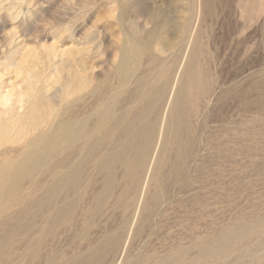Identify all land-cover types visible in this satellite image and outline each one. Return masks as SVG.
I'll return each instance as SVG.
<instances>
[{"label":"rangeland","instance_id":"1","mask_svg":"<svg viewBox=\"0 0 264 264\" xmlns=\"http://www.w3.org/2000/svg\"><path fill=\"white\" fill-rule=\"evenodd\" d=\"M0 197V264H264V0H0Z\"/></svg>","mask_w":264,"mask_h":264},{"label":"bare ground","instance_id":"2","mask_svg":"<svg viewBox=\"0 0 264 264\" xmlns=\"http://www.w3.org/2000/svg\"><path fill=\"white\" fill-rule=\"evenodd\" d=\"M160 25V24H159ZM158 25V23H154V29L149 33V35H147L146 36V41L148 42V45L149 46H151V42H152V38L157 34V32L161 29L162 30V28H160V26ZM163 25V24H162ZM161 25V26H162ZM163 29H164V27H163ZM133 37L135 38V39H137V36H135L134 34H133ZM145 41V42H146ZM143 42V41H142ZM181 42V41H180ZM127 43V42H126ZM131 47V46H130ZM140 49V48H139ZM133 50V49H132ZM134 55V54H133ZM140 55V54H139ZM143 55V54H142ZM81 56V55H80ZM120 56V55H119ZM75 57V56H74ZM122 58V57H121ZM134 58V57H133ZM80 59H82V58H80ZM147 60V59H146ZM76 61V60H75ZM123 61V60H122ZM137 61V60H136ZM70 62V61H69ZM71 62H73V61H71ZM141 62V61H140ZM80 66H82V62L79 64V67ZM130 66H132V65H130ZM141 66V65H140ZM127 67V66H126ZM125 67V68H126ZM66 68H68V71H70L69 69H70V67H66ZM81 68V67H80ZM82 68H84V67H82ZM81 68V69H82ZM143 68V67H142ZM121 69V68H120ZM128 69V68H127ZM75 70V69H74ZM76 70H77V66H76ZM83 70V69H82ZM125 70V69H124ZM144 70H146V69H144ZM147 71V70H146ZM79 73H81V72H79ZM160 74H161V71H160ZM175 74V73H174ZM80 75V74H79ZM82 75V74H81ZM80 75V76H81ZM84 75V74H83ZM169 75V74H168ZM76 76V75H75ZM88 76V75H87ZM144 76H146V75H144ZM161 76V75H160ZM60 79V78H59ZM88 81H89V79H88ZM145 81H147V80H145ZM61 83V82H60ZM87 83V82H86ZM90 83V82H89ZM140 83V82H139ZM166 83V82H165ZM56 84V83H55ZM70 84V83H69ZM68 84V85H69ZM67 85V86H68ZM122 85V84H121ZM143 85V84H142ZM72 86V85H71ZM75 86H77V85H75ZM167 86V85H166ZM165 86V87H166ZM102 87V86H101ZM118 87V86H117ZM109 88V87H108ZM194 88V87H193ZM85 89V88H84ZM124 89V88H123ZM165 89V88H164ZM71 90V89H70ZM99 90V89H98ZM103 90H104V88H103ZM117 90V89H116ZM156 90V89H155ZM72 91V90H71ZM130 91V90H129ZM190 91V90H189ZM73 92V91H72ZM101 92H102V90H101ZM100 92V93H101ZM165 92V91H164ZM188 92V91H187ZM44 93H45V91H44ZM105 93V92H104ZM116 93V92H115ZM133 93V92H132ZM139 93V92H138ZM166 93V92H165ZM41 94H43V93H41ZM74 94H76V92L74 93ZM78 94V93H77ZM91 94H93V93H91ZM118 94V93H117ZM183 94V93H182ZM80 95V94H79ZM190 95V94H189ZM40 96V95H39ZM47 96V95H46ZM86 96H88V95H86ZM95 96H96V94H95ZM111 96V95H110ZM84 97V96H83ZM120 97V95L118 96V98ZM178 97H179V95H178ZM46 98V97H45ZM107 98V97H106ZM114 98V97H113ZM127 98V97H126ZM147 98V97H146ZM37 99H39V98H37ZM47 99V98H46ZM122 99V98H121ZM190 99V98H189ZM43 100H44V98H43ZM76 100V99H75ZM123 100V99H122ZM155 100V99H154ZM132 101V100H131ZM147 101V100H146ZM159 101V100H158ZM175 101V100H174ZM54 102V101H53ZM64 102V101H63ZM139 102V101H138ZM137 102V103H138ZM152 102V101H151ZM42 103V102H41ZM56 103V102H55ZM106 103V102H105ZM116 103V102H115ZM127 103V102H126ZM34 104V103H33ZM99 104V103H98ZM119 104V103H118ZM148 104H152V103H148ZM48 105V104H47ZM51 105H52V103H51ZM56 105V104H55ZM115 105V104H114ZM179 105V104H178ZM93 106V105H92ZM128 106V105H127ZM152 106V105H151ZM157 106V105H156ZM160 106V105H159ZM105 107V106H104ZM117 107V106H116ZM130 107V106H129ZM172 107H175L176 108V106H172ZM44 108V107H43ZM47 108V107H46ZM90 108V105L88 104H76V105H73L68 111H67V115H66V117H64L63 119H61L58 123H56V125H55V130H54V132H53V134L52 135H50V136H47V137H45V138H43L42 140H41V142H40V144H39V146L37 147V151H35V154H36V156H35V158L34 159H32L31 157H30V159H31V162L34 160V162L36 161V162H41V163H46L47 161H49V159L51 160V161H53V168H65V167H67L70 163H72V161L74 160V158L77 156V154H79L78 152L80 151L79 150V143H80V141L82 140V139H84V137H86L88 134H90L91 133V129H90V126H89V123H88V121H86V122H80V119H79V122L78 121H76V122H74V118H76V117H78L80 114H86V112H87V110ZM136 108V107H135ZM145 108V107H144ZM120 109V108H119ZM181 109V108H180ZM55 110V109H54ZM97 110V109H96ZM101 110V109H100ZM111 110V109H110ZM117 109H115V111H116ZM157 110V109H156ZM51 111H52V109H51ZM107 111H109V110H107ZM123 111H124V109H123ZM123 111H122V113H123ZM54 112V111H53ZM125 112V111H124ZM133 112V111H132ZM61 113H62V111H61ZM95 114H97V113H95ZM116 114H117V112H116ZM125 114V113H124ZM33 115V114H32ZM43 115H44V112H43ZM92 115V114H91ZM118 115V114H117ZM128 115V114H127ZM151 115V114H150ZM172 115V114H171ZM179 115V114H178ZM34 116H35V114H34ZM46 116V115H45ZM109 116V115H108ZM120 116H122V114H120ZM183 116V115H182ZM29 117V116H28ZM42 117V116H41ZM127 117V116H126ZM128 117H129V115H128ZM127 117V118H128ZM44 118V117H43ZM101 118V117H100ZM103 118H104V116H103ZM119 118V117H118ZM126 118V119H127ZM26 119H27V117H26ZM32 119V118H31ZM51 119V118H50ZM124 119V118H123ZM130 119H131V117H130ZM175 119V118H174ZM182 119V118H181ZM185 119V118H184ZM28 120V119H27ZM44 120V119H43ZM47 120V119H46ZM110 120V119H109ZM112 120V119H111ZM30 121V120H29ZM48 121V120H47ZM51 121V120H50ZM55 121H57V120H55ZM83 121H84V119H83ZM124 121V120H123ZM127 121H129V120H127ZM148 121V120H147ZM170 121H172V120H170ZM27 122V121H26ZM101 122V121H100ZM107 122V121H106ZM105 122V123H106ZM111 122V121H110ZM116 122V121H115ZM121 122V121H120ZM131 122V121H130ZM130 122H128V123H130ZM117 123H118V121H117ZM35 124V123H34ZM45 124V123H44ZM51 124V123H50ZM100 124V123H99ZM104 124V123H103ZM107 124V123H106ZM122 124V123H121ZM126 124V123H125ZM143 124V123H142ZM24 125V124H23ZM28 125V124H27ZM47 125V124H46ZM94 125V124H93ZM109 125V124H108ZM139 125V124H138ZM52 126V125H51ZM111 126V125H110ZM116 126V125H115ZM131 126V125H130ZM95 127V126H94ZM101 128H102V126H100ZM106 127V126H105ZM18 128V127H17ZM43 129L44 128H46V127H42ZM91 128H93V127H91ZM110 128V127H109ZM117 128H119V127H117ZM150 128V127H149ZM30 129V128H29ZM33 129H34V127H33ZM103 129V128H102ZM137 129V128H136ZM184 129V128H183ZM189 129V128H188ZM37 130V129H36ZM45 130V129H44ZM47 130V129H46ZM95 130V129H94ZM98 130H100V129H98ZM105 130V129H104ZM109 130V129H108ZM131 130V129H130ZM152 130V129H151ZM150 130V131H151ZM181 130V129H180ZM47 131H49V130H47ZM52 131V130H51ZM97 131V130H96ZM116 131H118L117 129H116ZM26 132V131H25ZM36 132V131H35ZM40 132V131H39ZM41 132H42V130H41ZM50 132V131H49ZM48 132V133H49ZM98 132V131H97ZM100 132V131H99ZM109 132V131H108ZM112 132V131H111ZM148 132V131H147ZM27 133V132H26ZM33 133H34V131H33ZM43 133V132H42ZM110 133V132H109ZM121 133V132H120ZM134 133V132H133ZM35 134H37V133H35ZM44 134V133H43ZM51 134V133H50ZM105 134H106V131H105ZM104 133H103V135H105ZM113 134V133H112ZM150 134V133H149ZM171 134V133H170ZM191 133H189V135H190ZM25 135V134H24ZM40 135V134H39ZM42 135V134H41ZM93 135V134H92ZM96 135H98V134H96ZM108 135V134H107ZM107 135H105V136H107ZM114 135V134H113ZM173 135V134H172ZM182 135H184L183 133H182ZM99 136H102V134L100 133L99 134ZM145 136V135H144ZM148 136V135H147ZM166 136H168L167 134H166ZM38 137V136H37ZM103 137V136H102ZM102 137H100V140H101V138ZM108 137H110L109 135H108ZM124 137V136H123ZM135 137H136V135H135ZM185 137V136H184ZM183 136H182V138H184ZM33 138V137H32ZM35 138V137H34ZM93 138V137H92ZM120 138H121V136H120ZM126 138V137H125ZM154 135L152 134V135H150V136H148L147 137V146L146 147H144V154H147L148 153V151L150 150V148H152V143H153V141H154ZM169 138V137H168ZM90 139V138H89ZM109 139V138H108ZM133 139V138H132ZM139 139V138H138ZM88 139H86V141H87ZM114 140V139H113ZM117 140V139H116ZM156 140V139H155ZM89 141V140H88ZM99 141V140H98ZM112 141V140H111ZM118 141V140H117ZM178 141V140H177ZM190 142H191V140H189ZM100 142V141H99ZM129 142V141H128ZM137 142V141H136ZM140 142V141H139ZM142 142V141H141ZM170 142V141H169ZM222 142H224V141H222ZM34 143V142H33ZM110 143V142H109ZM112 143V142H111ZM122 143L123 142H121V145H122ZM126 143V142H125ZM132 143V142H131ZM131 143H130V145H131ZM143 143V142H142ZM141 143V144H142ZM180 143H181V141H180ZM186 143V142H185ZM82 144V143H81ZM108 144V143H107ZM116 145H117V143H115ZM127 144V143H126ZM129 144V143H128ZM188 144V143H187ZM91 145V144H90ZM96 145V144H95ZM94 145V146H95ZM112 145V144H111ZM113 145H114V142H113ZM171 145V144H170ZM86 146V145H85ZM84 146V147H85ZM89 146V145H88ZM87 146V147H88ZM93 146V145H92ZM118 146V145H117ZM116 146V147H117ZM141 146V145H140ZM188 146V145H187ZM99 147V146H98ZM106 147V146H105ZM111 147V146H110ZM109 147V148H110ZM115 147V146H114ZM134 146H132V148H133ZM136 147V146H135ZM135 147H134V149H135ZM148 147V148H147ZM178 147H180V145L178 146ZM177 147V148H178ZM183 147V146H182ZM189 147V146H188ZM191 147V146H190ZM28 148V147H27ZM126 148V147H125ZM130 148V147H129ZM131 148V150H133ZM100 149V148H99ZM107 149V148H106ZM138 149V148H137ZM140 149V148H139ZM138 149V150H139ZM182 149V148H181ZM180 149V150H181ZM190 149V148H189ZM223 149V148H222ZM102 150H103V148H102ZM110 150H111V148H110ZM125 150V149H124ZM27 151V150H26ZM115 152H116V150H114ZM168 151V150H167ZM181 151H183V150H181ZM190 151V150H189ZM192 151V150H191ZM91 152V151H90ZM128 152V151H127ZM135 152V151H134ZM150 152V151H149ZM179 152V151H178ZM193 152V151H192ZM28 153V152H27ZM31 153V152H30ZM82 153V152H81ZM87 153H89V151L87 152ZM131 153V152H130ZM129 153V154H130ZM142 153V152H141ZM183 153H184V151H183ZM82 154H84V153H82ZM90 154V153H89ZM165 154V153H164ZM187 154V153H186ZM236 154V153H235ZM26 155V154H25ZM33 155V154H32ZM102 155V154H101ZM28 156V155H27ZM134 156V155H133ZM141 156V155H140ZM190 156H192V155H190ZM228 156V155H227ZM97 157V156H96ZM129 157H131V156H129ZM147 157V156H146ZM165 157V156H164ZM181 157V156H180ZM95 158V157H94ZM140 158V157H139ZM139 158H137V159H139ZM168 158V157H167ZM187 158V157H186ZM185 158V159H186ZM84 159V158H83ZM132 159V158H131ZM136 159V161H138ZM28 160V159H27ZM27 160H26V162H27ZM81 160V159H80ZM86 160V159H85ZM183 160V159H182ZM20 161V160H19ZM28 161H30V160H28ZM76 161V160H75ZM173 161V160H172ZM189 161V160H188ZM135 162V161H134ZM139 162V161H138ZM21 163V162H20ZM25 163V162H24ZM51 163V162H50ZM83 163H84V161H83ZM131 163V162H130ZM86 164V163H85ZM84 164V165H85ZM88 164H89V162H88ZM97 164H98V162H97ZM181 163H179V165H180ZM30 165V164H29ZM72 165H74V167L73 168H71L70 170H69V172L67 173V175H68V177H69V179H76V177L78 176V173H79V171H80V169H81V167H79L78 165H80V164H78V165H76L75 166V164H72ZM71 165V166H72ZM99 165V164H98ZM129 165H131V164H129ZM163 165V164H162ZM21 166V165H20ZM23 166V165H22ZM33 166V165H32ZM37 166V165H36ZM140 166V165H139ZM16 167V166H15ZM14 167V168H15ZM19 167V166H18ZM49 167V166H48ZM131 167V166H130ZM17 168V167H16ZM16 168H15V170H16ZM33 168H34V166H33ZM32 168V169H33ZM36 168V167H35ZM28 169V168H27ZM69 169V168H68ZM133 169V167L131 168V170ZM135 169V168H134ZM44 170V169H43ZM130 170V169H129ZM128 170V171H129ZM138 170H139V167H138ZM34 171V170H33ZM64 171V170H63ZM19 172V171H18ZM46 172V171H45ZM60 172V171H59ZM144 172V171H143ZM173 172V171H172ZM23 173V172H22ZM31 173V172H30ZM42 173V172H41ZM62 173V172H61ZM139 173V172H138ZM60 174V173H59ZM23 175V174H22ZM66 175V176H67ZM6 176V175H5ZM13 176V175H12ZM60 176V175H59ZM58 176V178H60ZM62 176V175H61ZM54 177V176H53ZM2 178V177H1ZM62 178V177H61ZM64 178V177H63ZM86 178V177H85ZM8 179H10V178H8ZM14 179V178H13ZM13 179H11V180H13ZM43 179H45V177H42V178H40V179H38L39 181H42ZM90 180V179H89ZM57 181V180H56ZM55 181V182H56ZM71 181V180H70ZM69 181V182H70ZM3 182V181H2ZM21 181L19 180V183H20ZM35 182H37V180H35ZM66 182V181H65ZM75 182V181H74ZM6 183H7V181H6ZM61 183V182H60ZM2 184V183H1ZM62 184V183H61ZM8 185V184H7ZM54 186V185H53ZM6 187V186H5ZM7 187H9V186H7ZM78 187V186H77ZM80 187V186H79ZM10 188V187H9ZM12 189V188H11ZM60 189V188H59ZM71 189V188H70ZM67 191V190H66ZM65 191V192H66ZM4 191H2V193H3ZM64 192V193H65ZM71 192V191H70ZM5 193V192H4ZM57 193V192H56ZM50 194V193H49ZM73 194V193H72ZM72 194H70V196L72 195ZM3 195V194H2ZM9 195V194H8ZM7 195V196H8ZM104 196V195H103ZM2 197V196H1ZM1 197H0V199H1ZM6 197V196H5ZM43 197V196H42ZM46 197V196H45ZM65 197H68V195L67 194H65L64 196H63V198H65ZM3 198V197H2ZM8 198V197H7ZM68 198H70V197H68ZM101 198V197H100ZM61 199V198H60ZM73 199V198H72ZM106 199V198H105ZM39 200V199H38ZM66 201H69V200H66ZM62 202V201H61ZM11 204V203H10ZM70 205L68 206V209H66V210H68V214H69V216L70 217H73V213H74V207L76 206L75 205V203H69ZM48 208V207H47ZM67 208V207H66ZM26 209V208H25ZM61 211V210H60ZM59 211V212H60ZM63 211V210H62ZM76 212V211H75ZM61 213V212H60ZM63 213H64V211H63ZM63 213L56 219L57 221L55 222V223H57V222H61V221H63L62 220V218H61V216H63ZM52 216V215H51ZM45 217V216H44ZM69 217V218H70ZM50 219V218H49ZM74 219V218H73ZM76 220V219H75ZM41 222V221H40ZM35 230V229H34ZM43 232V231H42ZM26 234H28V233H26ZM28 235H30V233L28 234ZM27 235V236H28ZM26 236V237H27ZM26 237H25V239H26ZM30 237V236H29ZM48 237V236H47ZM28 240H26L25 242H29V238H27ZM24 242V243H25ZM32 244V243H31ZM31 244H29V245H31ZM41 244V243H40ZM27 245V244H26ZM34 245V244H33ZM39 245V244H38ZM28 247V246H27ZM37 248H38V246H37ZM41 248V247H40ZM42 249H44V248H41V250ZM48 250V249H47ZM32 251V250H31ZM54 252V251H53ZM39 253V252H38ZM57 253V252H56ZM37 254V252H36V250H34V252L29 256V258H28V264H31L32 263V261H33V259H35V257L36 256H34V255H36ZM40 255H42L41 253H40ZM39 255V256H40ZM43 256V255H42ZM99 258V257H98ZM9 260V259H8ZM13 260V259H12ZM63 260V259H62ZM178 260V259H177ZM4 262H6V261H4ZM10 262H12V261H10ZM37 262H38V260H37ZM53 262V261H52ZM51 262V263H52ZM178 262V261H177ZM36 263V262H35ZM43 263V262H42ZM41 263V264H42ZM68 263V262H67ZM10 264V263H9ZM18 264V263H17ZM83 264V263H82ZM85 264V263H84Z\"/></svg>","mask_w":264,"mask_h":264}]
</instances>
